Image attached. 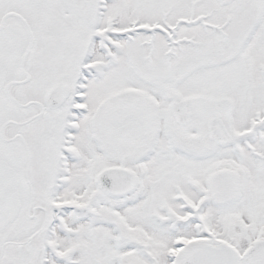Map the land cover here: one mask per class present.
<instances>
[{
	"label": "snow or ice",
	"instance_id": "snow-or-ice-1",
	"mask_svg": "<svg viewBox=\"0 0 264 264\" xmlns=\"http://www.w3.org/2000/svg\"><path fill=\"white\" fill-rule=\"evenodd\" d=\"M0 264H264V0H0Z\"/></svg>",
	"mask_w": 264,
	"mask_h": 264
}]
</instances>
